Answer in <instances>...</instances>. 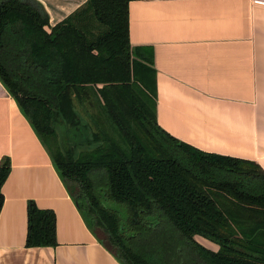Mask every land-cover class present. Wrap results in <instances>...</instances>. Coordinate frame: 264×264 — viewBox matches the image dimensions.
<instances>
[{"label": "trees", "instance_id": "1", "mask_svg": "<svg viewBox=\"0 0 264 264\" xmlns=\"http://www.w3.org/2000/svg\"><path fill=\"white\" fill-rule=\"evenodd\" d=\"M132 1L88 0L51 27L36 0H0V80L89 229L122 264H264V170L159 125L156 72L130 43ZM65 129L75 141L61 149ZM10 172L5 158L0 215ZM57 245L55 213L30 202L27 248Z\"/></svg>", "mask_w": 264, "mask_h": 264}, {"label": "crops", "instance_id": "2", "mask_svg": "<svg viewBox=\"0 0 264 264\" xmlns=\"http://www.w3.org/2000/svg\"><path fill=\"white\" fill-rule=\"evenodd\" d=\"M55 27L88 0H36ZM130 43L152 61L157 119L201 151L264 170V0H134ZM0 264H122L91 232L42 143L0 80ZM57 217V247L27 248L28 206ZM195 240L212 252L220 247Z\"/></svg>", "mask_w": 264, "mask_h": 264}, {"label": "rangeland", "instance_id": "3", "mask_svg": "<svg viewBox=\"0 0 264 264\" xmlns=\"http://www.w3.org/2000/svg\"><path fill=\"white\" fill-rule=\"evenodd\" d=\"M91 127V131H96L95 130V127L93 126V125H91L90 126ZM61 130V129H60ZM70 142V141H75V136H74V132H72V133H70L69 131H68V129H65V132L63 133V132H61L60 131V136L58 137V142H59V145L61 146V149L63 148H65V147H67V144H65V143H67V142ZM69 142H68V144H69ZM51 146H49L50 148H53L52 150H53V153H55L56 154V152H57V150H56V148H55V146H56V143H54V141H52L51 140V144H50ZM109 206L111 207V208H117L118 207V205L117 204H114L113 202H109ZM99 236H101V237H105L104 235H103V233L102 232H100L99 231Z\"/></svg>", "mask_w": 264, "mask_h": 264}]
</instances>
